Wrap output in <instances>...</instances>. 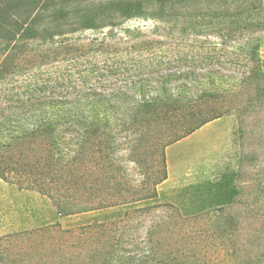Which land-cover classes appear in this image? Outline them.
I'll return each mask as SVG.
<instances>
[{
	"label": "rangeland",
	"instance_id": "obj_1",
	"mask_svg": "<svg viewBox=\"0 0 264 264\" xmlns=\"http://www.w3.org/2000/svg\"><path fill=\"white\" fill-rule=\"evenodd\" d=\"M199 10L193 5L171 11L164 21L119 19L114 28L80 30L58 43L32 42L18 53L20 68L0 82V99L39 87L70 100L102 94L109 108L128 110L142 95L156 97L163 88L193 95L221 85V79L236 85L248 69L252 45L259 43L264 53V31L234 33L233 41L224 42L213 27L193 28ZM60 41L70 54H59ZM3 60L0 52V67ZM243 120L232 113L212 130L166 147L163 131L155 128L151 141L142 143L152 146L146 157L140 136L133 129L122 131L133 121L112 118L114 158L97 153L91 141L86 145V185L105 191L92 199L109 200V189L122 191L126 200L140 198L154 189L163 154L175 191L158 186V198L137 203L126 218L115 209L62 217L47 197L32 191L21 199L26 206L21 216L32 224L0 237V252L20 254V264H89L115 244L116 258L126 254L138 260L153 233L170 236L180 247L191 243L186 264H264V107ZM53 221L59 228L41 231ZM97 222H108L107 227L92 235L81 228ZM233 222H240L236 236L245 242L239 251L233 248Z\"/></svg>",
	"mask_w": 264,
	"mask_h": 264
},
{
	"label": "trees",
	"instance_id": "obj_2",
	"mask_svg": "<svg viewBox=\"0 0 264 264\" xmlns=\"http://www.w3.org/2000/svg\"><path fill=\"white\" fill-rule=\"evenodd\" d=\"M193 5L200 9L197 16L200 21L192 25L193 28L213 27L224 42L233 41L234 33L264 31V0H0V52L4 55L0 82L20 68L18 53L32 42L58 43L59 38L80 30L114 28L119 19L164 21L167 13L187 10ZM59 43V54H70L64 41ZM248 56V69L236 85H226V79H221V85L193 95L163 88L156 97L142 95L128 110L109 108L104 96L97 93L70 100L54 96V93L46 95L43 88L31 89L30 85L31 90L26 94L5 95L0 99V177L20 190L35 191L47 197L62 217L110 209L122 213L123 218L129 217L139 208L137 203L158 198L157 188L168 178L165 155H162L161 173L154 179V189L145 190L140 198L131 201L123 199L122 191L109 189V200L96 201L92 196L102 195L105 191L100 193L99 188L92 190L86 185L87 143L91 141L97 153L103 152L106 158H114L116 138L108 124L112 118L131 120L133 123L122 131L133 129L140 136L139 150L143 147V155L147 157L152 146L142 143L151 141L155 128L163 131L160 140L165 139L162 147H166L232 113L244 122L246 114L264 107V53L259 43L252 45ZM139 150L135 148L132 152L135 155ZM167 206L179 213L175 206ZM106 223L97 222L81 228L92 235L95 230H104ZM59 226L53 221L47 225L51 228L41 231ZM240 226V222H233L235 251L245 246V242L236 236ZM172 240L170 236L158 237L151 233L144 241L143 255L138 260L126 254L116 258L115 253L120 248L115 250L113 244L108 248L107 256L93 263L94 258L89 264L189 262L185 259L193 250L191 243L180 247L172 244ZM254 245L260 246L257 241ZM6 251L0 252V264L24 262L20 254H7Z\"/></svg>",
	"mask_w": 264,
	"mask_h": 264
},
{
	"label": "crops",
	"instance_id": "obj_3",
	"mask_svg": "<svg viewBox=\"0 0 264 264\" xmlns=\"http://www.w3.org/2000/svg\"><path fill=\"white\" fill-rule=\"evenodd\" d=\"M221 120L222 119H219L209 123L199 131L195 132V134L212 130L217 124H219V122H221ZM172 185L171 176H169V178L159 186H162L163 191L174 192L175 189ZM27 194L34 193L32 191L20 190L16 185L6 182L0 177V237L15 230L19 231V229H24L27 225L32 224L28 219H23L21 216V213L26 209V206L22 204L21 199L27 198Z\"/></svg>",
	"mask_w": 264,
	"mask_h": 264
}]
</instances>
